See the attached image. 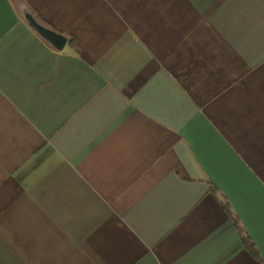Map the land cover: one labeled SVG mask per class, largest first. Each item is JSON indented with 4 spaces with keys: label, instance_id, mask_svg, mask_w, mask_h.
Segmentation results:
<instances>
[{
    "label": "crops",
    "instance_id": "obj_1",
    "mask_svg": "<svg viewBox=\"0 0 264 264\" xmlns=\"http://www.w3.org/2000/svg\"><path fill=\"white\" fill-rule=\"evenodd\" d=\"M0 264H264V0H0Z\"/></svg>",
    "mask_w": 264,
    "mask_h": 264
},
{
    "label": "water",
    "instance_id": "obj_2",
    "mask_svg": "<svg viewBox=\"0 0 264 264\" xmlns=\"http://www.w3.org/2000/svg\"><path fill=\"white\" fill-rule=\"evenodd\" d=\"M23 16L30 27H32L42 38L49 42L53 47L62 49L67 37L39 22L28 10H23Z\"/></svg>",
    "mask_w": 264,
    "mask_h": 264
},
{
    "label": "trees",
    "instance_id": "obj_3",
    "mask_svg": "<svg viewBox=\"0 0 264 264\" xmlns=\"http://www.w3.org/2000/svg\"><path fill=\"white\" fill-rule=\"evenodd\" d=\"M25 9L27 10V8L24 6V7L22 8V11L25 10ZM36 19H37V18H36ZM37 20H38V19H37ZM38 35H39V34H38ZM39 37H40L42 40H44V42H46L48 45H50V44H49L44 38H42L40 35H39ZM225 207H226V209H227V206H225ZM227 210H228V209H227ZM235 224H236V226H237V228H238V231H239L240 234L242 235V239H243L244 243H245L246 245L249 246L248 238L243 234L240 225L238 224L237 221H235Z\"/></svg>",
    "mask_w": 264,
    "mask_h": 264
}]
</instances>
